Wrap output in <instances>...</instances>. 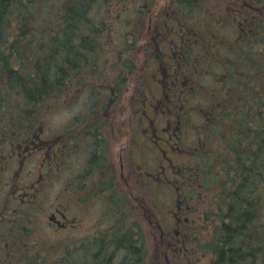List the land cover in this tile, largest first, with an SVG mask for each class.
Returning <instances> with one entry per match:
<instances>
[{
	"label": "rangeland",
	"instance_id": "obj_1",
	"mask_svg": "<svg viewBox=\"0 0 264 264\" xmlns=\"http://www.w3.org/2000/svg\"><path fill=\"white\" fill-rule=\"evenodd\" d=\"M106 3L112 6L108 7ZM134 4L132 0H98L93 5L88 13L89 26L98 31L101 27L105 29L101 34H88L94 36L93 41L96 42L94 49L90 50L94 66L84 72L91 75L93 69H98L101 80L88 81L87 75L85 83L78 84L80 74L72 70L67 72L62 79L63 93L55 92L46 96L44 102H39H43L41 105L44 110L37 113L32 121H28L37 131L42 129L40 135L44 139L63 137V130L69 131V127L75 135H65L63 142L55 141L56 144L52 146L53 157L50 154L47 157L46 152L39 149L25 165H21L14 153L10 155L9 147H0V264H18L16 260L9 259L13 248L25 256L23 264H90L91 253L103 255L108 264H212L214 253L204 249V243L215 238L217 230L231 223V219L225 215L233 201L234 187L240 186L242 175L238 160L241 153H235L230 136L235 123H240L241 115L246 112L243 104L252 107V92L260 89V83L249 70L250 58L248 68L242 67L234 58L239 48L246 44H240L239 32L233 23V17L237 14L233 10L237 9L232 0H200V10L197 11L194 6L193 16L225 20V24L206 44L196 38L192 43L187 42L190 48L194 46L192 53L200 57L203 67L196 78L198 91L193 97V104L208 100V94L203 98L198 96L204 91L212 94L207 89L209 84L217 87L218 83L225 100H221L219 117L215 116L217 124L211 132L197 133L191 130L193 126L185 124L183 127L189 128L187 133L183 129L181 132L176 131L174 123L177 117L168 120L169 114H162L161 111L165 109L159 107L164 106V102L157 97L158 85H163L161 72L156 68L157 62L167 64L172 50L162 42L170 43L172 36L165 39L156 37L154 40L153 35L147 33L149 23L150 31L155 30L157 22L160 28L165 25L171 9H167L169 6L166 0H152L151 5L145 8L147 13L138 18L139 6ZM152 12L157 16L152 15ZM137 23L140 25L136 32ZM201 44L207 46L206 50L201 49ZM246 53L254 54L255 48L250 47ZM132 64L134 66L131 68ZM82 66L81 63L77 68L81 69ZM226 67L229 68L228 72L225 71L228 69ZM115 77L125 79L122 86L114 84L112 80ZM236 82L239 84L236 90L244 89L243 93L247 95L234 93ZM3 94L5 96L0 100V108L6 106L8 109L15 105L21 108L23 105L13 91ZM105 96L113 100L112 104H107L108 110L105 108L108 97L105 99ZM109 110L117 112L119 122L122 115L128 129L140 116L145 118L142 124L144 130L149 129V120L144 113H149L150 117L155 113L162 117L160 123L163 128L166 122L173 124L170 132L173 138L166 136L170 143L166 141L165 150H155L154 144L148 143L140 150V155L135 151L136 154L132 153L130 159L126 156L127 174L124 172L122 180L116 178L113 181L110 192L113 210H104L105 204L99 199L74 207L67 189L73 191L78 186L68 178L74 171L81 173L87 170L91 156L97 152L94 145L100 142L97 138L100 137L106 147L107 143L110 144L107 154L120 168V152L129 140L124 135L128 130L123 129L121 134H117V142L113 144L116 138L114 130L104 126L99 115V111L105 114ZM93 111L97 118L89 119L87 115ZM251 113V117L250 113L247 114L250 119L254 111ZM0 114V144H11L10 140L16 138V134H7L6 128L25 125L19 119L14 120L15 117L10 118L13 112L2 111ZM191 120L197 126L204 125L206 121L205 115L192 116ZM18 137L22 135L18 134ZM61 148L66 149L65 164L69 162L67 171L61 162ZM6 153L8 155H4ZM166 155L172 162L166 159ZM85 180L87 178L81 179ZM15 183L23 189L15 190L14 195L21 198L24 196L22 192L32 190L34 208H40L19 212L24 222L31 220L33 230L29 234L19 232L12 226L11 221L16 214L14 210H1L18 207L14 203L15 196L10 195L16 188ZM34 186L38 188L33 189ZM253 190L251 188L250 191L254 193ZM64 193L66 197H63ZM120 195L124 200L119 198ZM251 200L255 204L253 210H264V195L256 200L255 191ZM61 202H65L66 206L68 202L71 204V208L64 210L70 222L69 227L62 228L50 223L49 217L57 212ZM28 207L23 205L24 209ZM248 227L255 231L254 223H248ZM132 229L134 236L141 233L139 242H133L135 250L138 247L141 249L139 262H135L134 257H128L120 243ZM12 237L20 245L12 241L6 249L5 244ZM26 243L28 246L20 250ZM257 254L259 257L263 255L262 243Z\"/></svg>",
	"mask_w": 264,
	"mask_h": 264
},
{
	"label": "trees",
	"instance_id": "obj_2",
	"mask_svg": "<svg viewBox=\"0 0 264 264\" xmlns=\"http://www.w3.org/2000/svg\"><path fill=\"white\" fill-rule=\"evenodd\" d=\"M97 1L0 0V80H8V86L16 87L19 94L32 97L34 102L55 92L62 94V79L71 70L80 74L81 84H84L89 75L84 70L94 66L90 50L96 42L93 41L95 37L88 34L98 31L89 26L88 13ZM176 1L186 9L188 23L197 27L205 40L216 35L225 24V20L193 16L194 6L200 10V0ZM232 2L237 9L233 10L237 11L233 23L237 26L239 41L246 44L239 48L234 58L244 68H248L250 58L249 70L260 83V89L255 93L251 90L252 107L243 104L246 112L234 127L238 129L239 139L235 141L238 148L232 146L237 154L241 153L238 160L242 175L240 186L234 187L233 201L225 215L231 223L217 230L215 238L208 241L206 247L214 253L212 264H264V210H253L255 204L251 200L255 191L256 200L264 195L259 194L264 192V0ZM250 47L255 48L252 55L246 53ZM81 63L83 68L78 69L77 65ZM91 75L101 77L98 69H93ZM243 90L240 89L241 95H247ZM252 110L254 114L250 119L247 114L251 117ZM248 223H254L255 231ZM261 243L263 255L259 257L257 251ZM125 249L128 257L139 262L131 247Z\"/></svg>",
	"mask_w": 264,
	"mask_h": 264
},
{
	"label": "flooded vegetation",
	"instance_id": "obj_3",
	"mask_svg": "<svg viewBox=\"0 0 264 264\" xmlns=\"http://www.w3.org/2000/svg\"><path fill=\"white\" fill-rule=\"evenodd\" d=\"M132 2L135 3L134 4L135 6L137 5L139 6L137 10V17L139 18L140 15L144 16L147 13L145 11V8L151 5L152 0H146L145 2H139V0H132ZM177 3L178 1L176 0H166V4L169 6V8L167 9H171V10H170L169 16H167L166 18L165 25H162L161 28L159 27V23L157 22L155 26V30L150 31L149 30L150 23L148 24L149 28H148L147 33L149 36L153 35L154 40L156 39V37H161L162 39L163 38L165 39L169 35L172 36V40H170V43L168 41L162 42L164 46H169L172 50V53H170V55L167 54L168 55L167 64H165L163 61H160V62H157L158 67H156L158 71L161 72V79H162V84H163V85H158L157 97H160L164 102V106L159 105V107L161 108L164 107L165 109V111L164 110L161 111L162 114H165V113L169 114L168 120H170L172 117L173 118L175 116L177 117L176 123H174V128L178 132H181L182 129L186 133L189 131V128H187L186 126L183 127L184 124L193 126L194 128H191V130H195L197 133L211 132L214 129V125L217 124L218 119L215 116L219 117L218 110L222 102L221 100L223 98L225 100V97L224 95H221L220 87H218V83H217V87H212L209 84V87L207 89H209L212 92V94H209L208 91H204L202 95L199 94L198 96V98H203L205 94H208V100H204L198 104H193L194 102L193 97L196 94L195 92L198 91V85H197L196 78L198 74L200 73V71L203 69V67H202V61L200 57L198 55L195 56L192 53L194 46L192 45V47L190 48V44L187 42L192 43V40L196 38L199 41H201V43L204 42L206 44V41L208 39L205 40L204 37H201L199 33L197 32L198 28L197 27L194 28L192 27V25L188 23L186 16H185L186 10H182L177 5ZM159 13L161 12L159 11ZM152 15L157 16L155 12H152ZM117 20H119V18H117ZM170 24L172 25L171 27H170ZM139 25L140 24L137 23L136 32L138 31ZM193 30H196V31H193ZM214 36L215 35L211 36V38L209 39L212 40V37ZM185 38L188 41H186ZM205 44H201L202 50H206L207 46ZM164 52H167V51H164ZM159 59L161 58L159 57ZM80 65L81 64L77 65V67ZM133 66L134 65L132 64L131 68ZM131 68L129 69L131 70ZM228 70L229 68L226 69L225 71L228 72ZM90 80L99 81L101 80V77L97 78L94 75H89L88 81ZM112 81L114 82L115 85H117V87H119L123 85L125 79L122 77L121 78L115 77ZM224 82L226 83L225 80ZM7 83L9 84L8 80H5V81H3V79L0 80V100H2V97L5 96V94L3 93H8L10 91H13L14 95L17 98H19L21 101H23V105L21 106V108L15 105L8 109L6 106H2V108H0V113L2 111L13 112V114L10 115V118L15 117L14 120L19 119V122L23 123L25 126L6 128L5 130L6 133L16 134V138H13L10 140L11 144L1 143L0 147L1 148H4L5 146L9 147L11 151L10 155L14 153L16 158L19 159V162H21V165L26 163L27 160L31 159L34 153L38 151L39 149L43 150V152L45 151L47 157L49 154L51 155V157H53L52 146H54L57 141L63 142V140L65 139L64 138L65 135H68V136L75 135L74 133H72L73 129L69 127L68 128L69 131L63 130V134H62L63 137H60V138L52 137L50 139H46V138L44 139L43 136L40 135L42 134V129L37 131L36 128H34L33 124H29L28 121H32V119L35 118L37 113L44 110L41 104L46 99L45 96L39 97L37 99V102H34L32 97H27V95L24 97L23 95L18 94L19 91L17 90V88L16 87L11 88L10 86L7 85ZM77 83L81 84V81L79 80L77 81ZM236 84L237 85L234 86V89H235L234 93L236 92L237 94L241 95L240 91L236 90L237 86H239L238 82H236ZM103 85L105 84L103 83ZM106 97L108 96H105L104 98L106 99ZM40 101H43V102L39 103ZM106 101L108 102L106 103L105 108L106 110H108L107 104L109 103L112 104L113 100H111L110 97H108ZM151 103L154 106L153 101H151ZM152 104H150V107H152ZM235 108L236 107L234 105V109ZM14 110H16L15 113H14ZM114 113L110 112V110L107 111L105 114L102 113V111H99V115H101L100 118L102 119L101 123L104 126L111 127L112 131L114 130V134L116 135V138L113 139V144L117 142V134L118 135L121 134L123 129L128 130V132L126 131V134L124 133L126 137H129V140L127 141L126 145L124 146V148H122L120 152L121 153V161L119 165L120 168H118V166L114 164V162L112 161L111 155L109 153L107 154V150H109L110 144L107 143V147H106V145H103L102 143L103 140L100 139V137L99 138L96 137L100 142H96L94 144L97 152H95L91 156L87 170L81 171V173L74 171V173L68 178L74 181L78 186L77 188L75 187L73 191H69V189H67L68 195L72 197L71 199L73 200L74 207L77 205L80 206V204L84 202L93 203L91 201L92 199H94L95 201L99 199V200H102L105 204L104 210H113V202L110 196V192H112L113 181L116 178H118V180L119 179L122 180L124 178V172L127 174L126 156L128 157L127 159H130V156L132 153L134 155L136 154L135 151H137V154L140 155V150L146 147L148 143L149 144L152 143V145L154 144L153 146H155L156 148L155 150H158V151L165 150L164 144L167 141L166 136L168 135L170 139L173 138L170 133L172 131L171 128L173 124L166 122L165 128H163V125H161L160 123L162 117H160L159 115H156L155 113L153 117L152 116L150 117L149 113H144L145 117H147L149 120L148 121L149 129H146V130H144V128L142 127V124L145 120L144 117L140 116L139 119L138 118L135 119L133 126L130 129H128L126 121L123 119L122 115L119 117V120H120L119 122L117 121V117H118L117 112H114ZM198 115L199 116L205 115L206 121H205V124L202 126L194 125L191 120L192 116H198ZM87 117L89 119L97 118L95 111H93L92 114L87 115ZM96 122L94 121L93 123H96ZM237 123L239 124V122ZM83 129H85V127H83ZM146 133L148 135L147 136L148 138L145 137ZM18 134L22 135V137H18ZM230 137L233 143L231 144V146L234 145V148L237 149L238 147H235V141L239 139L237 128H234V130H232ZM118 139H119V136H118ZM4 140H6V138ZM199 140L200 138H198L197 142H199ZM167 142L170 143L169 141ZM152 149H154V147ZM60 151H62V156H63V158L61 159V162L63 166L66 167L65 169L67 171L69 162L65 164L66 149L61 148ZM4 155H8V154L6 153ZM47 157L45 161L47 160ZM166 159L172 162L169 156L167 155H166ZM92 176L94 177L93 183H91ZM40 177H43V176H40ZM83 178H87V180L81 181V179L83 180ZM87 182H90V183H87ZM14 187L16 188L13 189L10 195L15 196L14 203L18 207L15 206L16 208H2L1 210H14L16 214L12 218V221H11L12 226H14L15 229L19 232H24V233L29 234L33 230L31 226V220H29L28 223L24 222L22 213H19V212L20 210L25 211V210L40 209V208H34V205L32 202L33 200L32 190H25L24 192H22L24 196H22L21 198H18L17 194L14 195V191L15 190L21 191L23 188L18 183H15ZM32 188L36 189L38 188V186H34ZM63 197H66L65 193ZM119 198L121 200H124L122 195H120ZM23 205H28L30 207L24 209ZM132 207L135 209L134 204L132 205ZM68 208H71L70 202H68L67 206L65 205V202H61L60 207L59 208L57 207L56 209L57 212H54L52 216L49 217L51 221L50 223L53 225L62 227V228L69 227L70 222L68 220L67 213L64 211ZM24 219L26 220L25 217ZM129 231L130 232L126 233V236L122 238L120 243L123 245L124 248L131 247V249H133L137 253V256L139 257L141 249L140 247H138V249L135 250L133 248V242L135 243L139 242L141 233H139L137 236H134L133 229ZM10 240H11L10 242H7L5 244L6 249L8 248V246L12 244V241L18 244V246L20 245L18 240H15V237L10 238ZM25 246H28V244L26 243V245H23L20 248V250L22 248L24 249ZM15 250L16 248H13V250H11L12 252L9 253V259L12 261L16 260L15 262H18V264H23L22 261L24 260L25 256L21 252L17 250L15 251ZM90 259H91L90 264H105V262L106 264H108L105 257L101 254L91 253ZM31 262L34 263V260H32Z\"/></svg>",
	"mask_w": 264,
	"mask_h": 264
}]
</instances>
